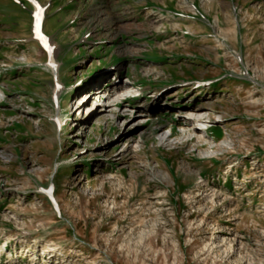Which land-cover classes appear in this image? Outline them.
<instances>
[{"label":"rangeland","instance_id":"rangeland-1","mask_svg":"<svg viewBox=\"0 0 264 264\" xmlns=\"http://www.w3.org/2000/svg\"><path fill=\"white\" fill-rule=\"evenodd\" d=\"M3 240L0 264H264V0H0Z\"/></svg>","mask_w":264,"mask_h":264},{"label":"bare ground","instance_id":"bare-ground-1","mask_svg":"<svg viewBox=\"0 0 264 264\" xmlns=\"http://www.w3.org/2000/svg\"><path fill=\"white\" fill-rule=\"evenodd\" d=\"M121 88H122L121 86L115 84L114 87L112 88V92L118 93V92L121 90ZM155 92H156V90H155ZM188 112H189V111L187 110V112H186L187 115L190 114V113H188ZM191 113H192V112H191ZM187 115H186V117L190 119V117H188ZM182 116H183L184 118H186L184 115H182ZM190 116H191V115H190ZM192 120H193V119H192ZM197 127H198V126H196V129H200V128H197ZM194 129H195V127H194ZM201 130H202V129H201ZM194 133H195V132H194ZM195 136L199 137V135H198L197 133L195 134ZM226 168H227V172L230 171V166H228V167L226 166ZM32 239H35V238H32ZM3 241H4V245H5V244L7 243V241H6V240H3ZM4 245H3V246H4ZM54 247H55V246H53L52 251H55Z\"/></svg>","mask_w":264,"mask_h":264},{"label":"snow or ice","instance_id":"snow-or-ice-1","mask_svg":"<svg viewBox=\"0 0 264 264\" xmlns=\"http://www.w3.org/2000/svg\"><path fill=\"white\" fill-rule=\"evenodd\" d=\"M33 2H35V0H33ZM39 16H37V27L39 26Z\"/></svg>","mask_w":264,"mask_h":264}]
</instances>
